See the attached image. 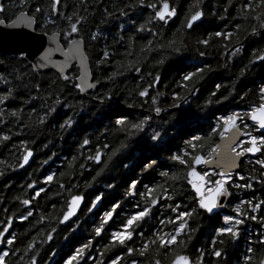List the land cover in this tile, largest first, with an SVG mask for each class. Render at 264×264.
<instances>
[{
	"label": "trees",
	"instance_id": "1",
	"mask_svg": "<svg viewBox=\"0 0 264 264\" xmlns=\"http://www.w3.org/2000/svg\"><path fill=\"white\" fill-rule=\"evenodd\" d=\"M131 2L132 0H63L61 3V11L69 14L76 11L86 17L80 38L85 43L92 76L94 80L99 79L101 83L95 91H91L85 97L71 87V79L79 76L75 65L67 73L71 79L65 82L53 71L35 72L26 61L21 62L19 56L0 53V77L10 82L8 85L0 84V90L6 87L13 88L12 98L6 102V108L20 110L21 116L20 121H15V118L6 115L5 124L0 125V130L5 134H8L9 127L12 129L10 140L0 144V161L4 162L0 164V170L4 172V175L0 176V221H4L5 216L18 217L28 210L33 212V215L26 221L14 220L9 231L10 235L17 238L14 247L21 248L23 247L22 241L35 235L38 230L47 232L51 227L56 228V232L52 233L53 239L39 246L37 264H64L76 248L89 240L92 241L91 246L80 264H94V259H89V256L102 259L104 264H107L118 255L122 257L120 264H126L129 258L125 256L123 248L119 246L106 248L105 246L110 243V233L118 230L123 221L139 210L137 203L139 202L140 207H143L140 197L132 198L124 195L127 184L136 179L139 181L138 188L142 189L144 185L152 187L163 183L164 178L159 175V172L169 171L171 174L180 168L179 165L173 166L168 160L170 154L183 149L185 141L193 136H208L217 117L231 112L243 114L247 111L257 99L258 87L264 83V64L260 62L255 65L248 64L254 50L264 49V30H259L256 36H243L241 38L242 52L227 61L222 56L219 47L214 45L204 49L203 46L195 44L197 38L206 36L208 32L222 30L226 24L231 27L239 22L232 18L235 15V8H229L228 14H225L227 15L226 20L219 18L224 14L222 9L225 0H204L202 5L205 12L204 22L195 30L190 32L184 30L182 37L184 45L179 52H173L167 47H158L147 52L146 59H142L145 56V53L141 51L142 46L150 39L154 45H166L169 39H173V33L180 27V20L188 0H172L177 7L178 17L171 25L161 27L155 21L149 25L158 32L156 37H152L148 31H135L139 24L144 23L151 9L126 8L125 5ZM238 2L239 0H234V4ZM2 4L5 11L0 13V19L6 22L12 21L19 14V0H2ZM38 5L47 9L48 0H27L23 11L31 12ZM121 10L126 15L121 16ZM37 16L36 27L44 24L50 30H56L44 23L46 17L40 14ZM58 23L62 24L59 21ZM90 33H96L97 38L90 39ZM129 37H131V47H129ZM61 39L64 43L63 37ZM175 39L180 40L181 36L178 34ZM198 49L205 51L203 57L199 55ZM104 51L109 52V58L105 64L97 67L96 62L102 57ZM157 61L162 62L157 63ZM131 65L139 67L141 71L137 73ZM204 65H208V68L204 71L202 78L195 83V88L199 89L194 96L189 95L184 88L179 86L182 76L193 71L194 67ZM245 65L248 67L241 75L240 70ZM113 72L117 75L112 77L111 82H106V77ZM17 73H22L23 79H15ZM148 73H151V76ZM154 76H159V81L154 87L149 88V97L163 93L156 97L157 106L162 109L158 116L150 110L149 97L141 98L136 95L139 88L148 87V82ZM216 84L221 85L218 91L215 88ZM37 85L40 90L39 95ZM213 91H216V96H210ZM104 92H108L111 99L102 100ZM49 93L59 95L62 104L56 106V112L49 116L44 124L37 125L33 122L37 115H43L46 111L43 105ZM173 93L187 96L188 102L176 100L177 106L173 107ZM218 97H221L219 103L216 102ZM222 97H227V99ZM209 99L212 100L211 104L206 103ZM145 100L149 102L144 103ZM47 103L51 101L47 100ZM129 105L132 106L129 107ZM120 109L126 110L120 111ZM128 109L132 110L128 111ZM29 114H31V120H29ZM118 114L127 117L132 123L142 119L144 115H149L152 119L143 131L125 140L123 133L117 134L113 131V121ZM67 117H71L74 121L73 127L62 131L59 125ZM11 121L15 122L9 123ZM25 121H29L28 125H24ZM153 132H160L158 142L151 140ZM83 139H89L90 145L81 148L80 144ZM122 140L127 146L117 153L110 162V167L92 183L91 187L85 188L86 181L94 174L91 169L96 166L89 161L87 162L89 170L79 169V163L85 162L84 156L90 155L93 146L97 144L108 143L112 147H118ZM219 140V136L212 135L210 142L219 143ZM22 142L24 147L33 152L34 157L29 166L13 170L9 165H15L17 162L16 157L21 154ZM145 158L157 159L154 171L141 172L142 162H147ZM70 162L73 165L72 168L68 167ZM254 168L258 170L259 166L253 162H243L240 165V170L245 177L254 175L252 171ZM62 172L65 173L64 176L60 175ZM52 174H55L56 181L66 186L69 185L68 176L70 175L71 182L79 185L78 188L73 189V192L83 194L85 204L97 194L102 195V201L92 212H88L83 206L79 216L65 227L54 220L47 219L43 223H37L42 215L47 217L50 212L53 215L59 213L64 206V198L68 195L67 192L57 194L60 192L57 183L45 184L43 182L46 176ZM29 183L34 184V189L27 187ZM252 183V189L243 191V198L253 200L258 187H262L255 181ZM108 184H112L113 187H106ZM177 185H172L171 182L165 184L170 193L175 188L173 201L167 203L177 202L176 190L179 188L183 206L191 207L192 199L188 197L186 181H179ZM41 187L45 191L39 197H34V191ZM22 199H30L31 205L26 207L20 204ZM111 203H119L120 207L113 213L112 219L105 224L102 234L96 236L94 229L104 212L111 207ZM161 203L164 205L163 201ZM53 205L55 208L52 207ZM169 215L173 216L170 209L157 205L152 209L151 216L146 218L137 229L145 230L144 238L148 239L154 227L159 225L161 216L166 218ZM206 220V217L200 215L194 216L189 221L195 231L191 239L186 240L183 253L187 252L190 257L193 256L198 244L207 242L208 239L203 237L206 231L212 230L217 225L215 221L207 223ZM138 243H141V239L136 236L134 243L130 242V246L139 247ZM230 247H222L224 255L219 264H245L243 256L246 254L247 247L238 249L243 257H241L242 260L241 258L235 260L233 253L236 250ZM5 250L11 251L12 249L6 245H0V252ZM101 252H103L102 257ZM210 253L206 255L204 264H218L217 258L211 256ZM263 256L264 248L261 247L259 250L256 248L253 264H258ZM20 257L21 253L15 256L9 255L8 264H26L28 257H23V261ZM131 258L143 261V264H151L150 259L145 260L135 256ZM162 260L163 264H168L167 258H162Z\"/></svg>",
	"mask_w": 264,
	"mask_h": 264
},
{
	"label": "snow or ice",
	"instance_id": "2",
	"mask_svg": "<svg viewBox=\"0 0 264 264\" xmlns=\"http://www.w3.org/2000/svg\"><path fill=\"white\" fill-rule=\"evenodd\" d=\"M204 0H188L185 5L183 16L180 20V27L173 33V39H169L166 45L153 44V41L148 40L141 48V51L145 53L142 59H146V53L155 50L158 47H167L173 52H179L184 45L183 32L184 30H195L200 26V23L204 19L205 12L202 8ZM62 0H48L47 9L36 6L31 12L23 11V8L27 5V0H19V15L16 16L7 27L15 28L23 26L31 29V32H23L17 34V39L12 41L15 46L14 50L19 54V60L21 62L27 59L28 49L36 48L37 51L43 49L37 62L30 65L31 68L44 67L51 65L60 70V79L68 82L71 78L64 73V69L67 67L70 61L79 59L82 67L87 59L81 54L82 39L80 38L81 29L84 26L86 17L80 15L78 12L73 11L71 14L61 11ZM126 8H139V9H151V13L148 15L144 23L139 24L135 31L144 32L148 31L152 37H156L158 32L149 27L155 21L161 27L169 23L170 20L177 17V7L172 3V0H132L131 3L125 5ZM229 8H235V15L232 17L234 20L239 21L229 27L227 24L224 29L208 32L206 36H201L195 40V44L203 46L204 49L212 46L219 47L221 54L225 60H231L237 56L243 50V44L241 38L243 36L251 35L256 36L259 34V30H264V0H239L234 4V0H225L223 5V13L219 18L222 20L227 19ZM5 11L3 5H0V13ZM46 17L45 24L49 25L56 30H50L42 25L33 27L36 24L38 16ZM120 15L124 16L126 13L121 10ZM62 22V24L58 23ZM0 25H5V20L0 19ZM181 36L180 40L175 39L177 35ZM60 37H63L64 43H61ZM97 38L96 33H90V39L95 40ZM47 40V45H45ZM3 40L0 39V45L3 44ZM129 47H131V37H129ZM199 55L203 57L205 51L198 49ZM59 54L63 57V60H57L53 57ZM131 54V53H129ZM109 58V52L104 51L102 57L97 60V67L107 62ZM162 61H157L161 63ZM257 62L264 64V49L254 50L248 61L249 65H255ZM138 63V62H137ZM134 71L139 73L141 69L135 65H131ZM241 68L240 74L243 75L245 68ZM208 65L203 67H194L193 71H189L182 76V82L179 85L184 88L189 95H195L197 89L195 83L202 78ZM117 75L116 72L111 73L106 77V82H111L112 77ZM151 76V73H148ZM15 79H23L22 73H17ZM159 81V76H154L148 82V87H141L137 90L136 95L144 98L149 97V88ZM187 82V83H185ZM10 82L3 77H0V84L8 85ZM101 81L96 79L94 81L88 80V72L85 70L80 76L71 79V87L84 93L87 89H95ZM218 91L221 88L220 84L215 85ZM37 94L39 95V86H36ZM110 91V90H109ZM13 88L6 87L4 90H0V125L5 124L4 117L10 116L15 118V121H20V110H8L6 108V102L12 98ZM163 95V93H157L156 96L149 97L151 108L157 116L160 115L162 109L157 106V96ZM173 96V107H176V100H183L187 103V96H181L176 93ZM210 96H216V91L210 93ZM257 99L249 106L248 110L243 114L238 112H231L227 115H221L217 117L214 126H211V133L206 137L193 136L191 139L185 141V147L178 150L176 153L169 155L168 160L173 166L179 165L176 171H161L159 175L164 178L163 183L155 184L152 187L144 185L143 188H138L139 181L136 179L131 180L125 188L124 195L129 197L139 196L143 201V207H140L137 203L138 211L131 214L125 221L122 222L121 227L110 233V243L105 247L119 246L125 250V256L128 257L126 264H143V261L131 258L141 257L145 260L150 259L151 264H163L162 258H167L168 264H203V252H199L195 261H193L188 255L182 254L185 247L186 240L191 239V233L195 231L189 221L194 216H200L208 214L209 216H217V210L223 206V200L232 195V188L236 189H252L253 181L258 184L264 185V83H261L256 93ZM94 99L96 97H93ZM111 99L108 92H104L101 99ZM227 99V97H222ZM221 97L217 98V103L220 102ZM50 100L51 103H47ZM47 100L43 105L46 111L43 115H37L33 123L42 125L46 119L56 112V106L62 104L61 97L49 93ZM145 100L144 103H148ZM207 104H211L212 100L206 101ZM68 106V105H65ZM132 105H129L131 107ZM152 119L149 115H144L142 119L132 123L128 121L127 117L123 115L117 116L113 121L114 133H123L125 140L132 137L135 133L144 130L145 126L149 124ZM29 120H31V114H29ZM11 121L9 123H13ZM250 121L251 123H248ZM29 121H25L24 125H28ZM74 121L71 117L63 119L60 123V129L62 131L73 127ZM251 129V131H249ZM256 133V134H253ZM12 134L11 127L8 128V134H5L0 130V144L10 140ZM212 135L219 136L221 143L210 142ZM160 132H153L151 140L158 142L160 140ZM89 139H83L80 144L81 148L90 145ZM127 145L122 140L118 147H112L108 143L97 144L93 146L90 155L84 156L83 163H79L78 167L81 170H89L87 162H92L96 167L91 169L94 174L91 175L84 185L85 188L91 187L92 183L97 180L101 174L110 167V162L117 155V153L125 148ZM22 151L20 156L16 157L15 165H9L13 170L16 168H23L29 163L30 158L33 156V152L21 144ZM19 150V149H18ZM259 157L255 160V164L259 166V169H252L254 175L247 177L234 173V169L240 167L239 162L241 158L248 156ZM75 159V158H74ZM146 163L141 164V172L147 173L150 170H155L157 166V159L145 158ZM0 161V164H3ZM47 163V161H45ZM215 166L218 171L209 173L207 170L201 172L198 171V166H203L207 169L209 166ZM72 168L73 165L70 162L68 165ZM127 167V165H125ZM161 167H164L161 165ZM83 174V172H81ZM4 172L0 170V176H3ZM64 176L65 173H60ZM55 174L48 175L44 179L45 184L55 182L58 184L61 194L67 192L68 195L64 198V206L60 209L59 213L53 215L51 212L47 217L40 216L37 223H43L47 220H54L58 224H66L77 216L78 210L81 204L84 202V195L80 192H73L74 188H78L79 185L72 183V177L69 175V185L66 186L63 183H59L54 179ZM234 176L236 177L234 179ZM243 181V183H237L236 180ZM179 181H186L187 185L191 186V190L194 193L192 195L191 207L173 202L168 204V201H173L175 194V188L170 193L169 189L165 187V184L171 182L172 185H177ZM171 186V185H170ZM28 188L34 189V184L29 183ZM108 188H112V184L106 185ZM45 189L43 187L34 191V197H39ZM102 201V195L97 194L94 198L90 199L88 203L84 204V208L88 212H92L93 209ZM161 201L164 202V206L170 209L174 216H167L165 219L160 220L161 225H171V230L165 232L163 229H159L153 232L150 238L145 239V234L141 231H137V227L149 218L152 214V209L159 205ZM32 201L30 199L20 200V204L24 206H30ZM55 208V205L52 206ZM119 203H111V207L104 212L100 219L99 224L94 229V234L100 236L104 231L105 224L112 219L113 213L119 208ZM233 214H228L223 217V224L217 228L216 239H213V248L211 250V256L217 258V262L223 258L224 252L222 248L217 245H223L226 240H238L241 233V226L246 221H256L264 229V200L254 201L252 199H241L238 204L232 209ZM33 215V212L28 210L25 213L20 214L18 217L5 216L4 221H0V245H6L11 251L5 250L0 252V264H8L9 255L15 256L17 253H21V261L23 257H28L26 264H37V257L39 254V246L53 239L52 233L56 232L55 227H51L49 231H37L35 235L22 241L23 247H14L16 244V236L10 235L9 231L12 227L14 220L18 219L23 222L28 220ZM140 237L141 243L139 247L130 246V242L134 243V237ZM39 237V239H38ZM92 241L89 240L76 248L64 261V264H80L84 259L86 251L90 248ZM255 245H259L264 248V231L258 233L255 239ZM250 243V246L246 249L244 256L245 264H253V257L256 253V247ZM179 249V251H177ZM103 256V252L100 253ZM89 259H94V264H104L102 259L93 258L89 256ZM122 260L121 256H116L111 259L109 264H120ZM258 264H264V259L258 261Z\"/></svg>",
	"mask_w": 264,
	"mask_h": 264
},
{
	"label": "flooded vegetation",
	"instance_id": "3",
	"mask_svg": "<svg viewBox=\"0 0 264 264\" xmlns=\"http://www.w3.org/2000/svg\"><path fill=\"white\" fill-rule=\"evenodd\" d=\"M181 1H184V0H181ZM177 17H178V15H177ZM203 22L200 23V26L203 24ZM165 26H167V25H165ZM187 31L190 32L191 30H187ZM196 89L198 90L199 88L197 87ZM257 158H261V157H259V155H258ZM256 159H253L251 157H247V158H245V160H243V162H247V163L248 162L249 163H252L253 162V163H255V160ZM197 170L198 171H201V172L207 170L209 173H211L213 171H217V170L205 169L204 167H200ZM238 173L240 175H243V173L241 172V170ZM235 178L236 177L234 176V179ZM236 182L237 183H243V181H239L238 179L236 180ZM186 185H187V183H186ZM187 187H188V197H192V195H194V193L191 190V186L190 185H187ZM244 190H246V189H236V188H232L231 189V191H232V195H231L232 198H231L229 204L227 205L225 212L223 214H221V215H218V218H217V216H215V217H209L208 214L202 215L203 217H206L207 218V220H206L207 223L209 221H215V224H217V225L215 227H213L212 230H207L206 231L207 233L204 234L203 237H205V238L208 239L207 242L198 244L197 247L194 250L193 256L190 257V255L187 252L186 253H183L182 252V254L188 255L193 261H195V259L197 258L199 252H203L204 253V256H203V264H204L205 258L207 257L206 255L208 253H210L211 250H212V248H213L212 241H213V239H216V231L215 230L217 228H219L223 224V217L225 215H228V214H233L232 213V209L236 206V204L239 203V201L241 199H245V200L249 199V198H243L242 197ZM176 194H177V202H175V203L176 204H180L183 207L182 194H181V191H180L179 188H177ZM138 197L139 196L132 197V198H138ZM253 200L254 201L264 200V185H262V187H258L257 194H256V196H255V198ZM159 206L160 207H163L164 205H163V203H160ZM174 215L175 214L173 213V216ZM163 219H165V217L164 216H161L160 220H163ZM211 224H212V222H211ZM171 227H172L171 225H167V226L166 225H161L160 222H159V225L157 227H154L153 232H156L159 229H163L165 232H167V231H170L171 230ZM201 228H202V226H201ZM137 230L140 231L139 229H137ZM141 231L143 233L145 232V230H141ZM262 231H264V229H262L261 226H260V224H258L256 221H246V223L241 226V233H240V237H239L238 240H235V241L226 240V242L223 245H217V246H219L220 248H222L223 246H231L230 248H233V250H236L233 253V256H235V260H238V259H240L242 257L241 254L238 252V249H241L243 247H247L248 248L250 246V243L252 245H255V239H256L258 233H260ZM192 234H193V232L191 233V235ZM196 234L198 235L199 234V231L196 232ZM135 238L136 237H134V240H135ZM138 246H140V243H138ZM255 247L258 250H259V248H261V246H259V245H255ZM177 251H179V249H177ZM244 256H245V254H244ZM242 258H241V260H242ZM263 259H264V256H263Z\"/></svg>",
	"mask_w": 264,
	"mask_h": 264
},
{
	"label": "water",
	"instance_id": "4",
	"mask_svg": "<svg viewBox=\"0 0 264 264\" xmlns=\"http://www.w3.org/2000/svg\"><path fill=\"white\" fill-rule=\"evenodd\" d=\"M0 5H3L2 4V0H0ZM176 18L177 17H175L172 20H170L169 23L166 24V25H170ZM203 21H204V19L202 20V22ZM10 23H11V21L10 22H6L5 21V25H0V39H2L4 41L3 44L0 45V53L6 54V55H12V56H19L18 52H16L14 50L15 46L12 44V41L17 39V34L18 33L31 32V29H28V28L23 27V26H18V27H15V28L7 27L6 25L10 24ZM33 27H36V26L33 25ZM60 40H61V37H60ZM47 43H48L47 40H45V45H47ZM61 43L63 44L62 40H61ZM42 51H43V49H40L39 51H37L36 48H29L28 49L27 59L25 61L29 65L35 64L37 62V60H38V58H39V56H40ZM81 54L84 55L85 57H87V59L84 62V66L82 67L79 59H75V60L69 62L67 67L64 69V73L63 74L67 75V73L75 65L77 67L78 71H79V76H80L81 73L85 70V67H86L87 72H88V80L90 82L94 81V78H93L92 72H91L90 60H89V58L87 56L86 49H85V43H84L83 40H82V44H81ZM53 58L57 59V60H60V61L63 60V57L59 56V54H57ZM33 70L35 72H38V73H45V72L53 71V72L57 73L59 76H61L60 70L57 69L56 67L51 66V65H46L44 67H37L36 69H33ZM98 87H99V85H97V87L95 89H87L84 93H81V95L83 97H85L88 93H90L91 91H95ZM125 110L126 109H120V111H125ZM131 110L132 109H128V111H131ZM247 122L251 123L250 121H247ZM219 143H221L220 140H219ZM258 155L259 154H257L256 156H252L251 154H249L248 156L241 158V161L239 162V164L241 165L243 160H245V158H247V157H251L253 159H256L258 157ZM33 157L34 156H32L30 158L29 163L27 165H25V166H29L30 165L31 161L33 160ZM200 167H203V166H198V168H200ZM207 169H209V170H217L218 171V169H216L214 165L213 166H209ZM233 171H234V173H238L240 171V167L237 168V169H234ZM231 198H232V196H230L227 199L223 200V206L220 209L217 210L218 215H221V214H223L225 212L226 207L229 204ZM84 204H85V199H84V202L81 204L80 209L78 210L77 216L73 217V219L71 221H69L68 223L61 224V226L65 227V226L69 225L71 222H73L79 216V214L81 213ZM209 217H215V215L214 216H209Z\"/></svg>",
	"mask_w": 264,
	"mask_h": 264
},
{
	"label": "rangeland",
	"instance_id": "5",
	"mask_svg": "<svg viewBox=\"0 0 264 264\" xmlns=\"http://www.w3.org/2000/svg\"><path fill=\"white\" fill-rule=\"evenodd\" d=\"M249 131H251V129H249ZM253 134H256V133H253ZM107 264H109V263H107Z\"/></svg>",
	"mask_w": 264,
	"mask_h": 264
}]
</instances>
